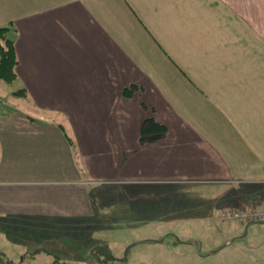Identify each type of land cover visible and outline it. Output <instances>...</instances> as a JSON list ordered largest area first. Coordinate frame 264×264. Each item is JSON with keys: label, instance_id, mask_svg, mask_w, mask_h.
I'll use <instances>...</instances> for the list:
<instances>
[{"label": "crops", "instance_id": "0c3cea01", "mask_svg": "<svg viewBox=\"0 0 264 264\" xmlns=\"http://www.w3.org/2000/svg\"><path fill=\"white\" fill-rule=\"evenodd\" d=\"M0 27L22 109L0 99V224L171 203L143 198L163 187L228 190L223 223L264 206V0H0Z\"/></svg>", "mask_w": 264, "mask_h": 264}, {"label": "rangeland", "instance_id": "374dc122", "mask_svg": "<svg viewBox=\"0 0 264 264\" xmlns=\"http://www.w3.org/2000/svg\"><path fill=\"white\" fill-rule=\"evenodd\" d=\"M221 21L212 22L211 34L230 38ZM15 88L0 85L4 112L22 111L11 95ZM215 191L163 187L143 198L171 203L119 204L95 220L0 224V249L11 264H264V223L220 222L212 200L228 190Z\"/></svg>", "mask_w": 264, "mask_h": 264}, {"label": "trees", "instance_id": "16d2710c", "mask_svg": "<svg viewBox=\"0 0 264 264\" xmlns=\"http://www.w3.org/2000/svg\"><path fill=\"white\" fill-rule=\"evenodd\" d=\"M9 27H0V81L5 80L7 82H13L17 78V54L15 50V41L9 35ZM15 96H25L26 90L21 89L13 93ZM151 122H153L151 120ZM150 122L146 125L149 128ZM156 126L157 134L153 139L160 138L162 133L166 131V127L159 123H152ZM13 261L10 260L7 255L0 249V264H11Z\"/></svg>", "mask_w": 264, "mask_h": 264}, {"label": "built area", "instance_id": "2783aa9c", "mask_svg": "<svg viewBox=\"0 0 264 264\" xmlns=\"http://www.w3.org/2000/svg\"><path fill=\"white\" fill-rule=\"evenodd\" d=\"M221 219L226 222L239 221L241 223H251V222H264V206H251L246 208L244 206L237 208H230L223 212Z\"/></svg>", "mask_w": 264, "mask_h": 264}]
</instances>
